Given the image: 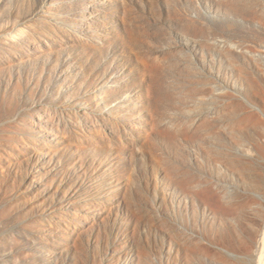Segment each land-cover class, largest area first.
I'll return each mask as SVG.
<instances>
[{
	"label": "rangeland",
	"instance_id": "rangeland-1",
	"mask_svg": "<svg viewBox=\"0 0 264 264\" xmlns=\"http://www.w3.org/2000/svg\"><path fill=\"white\" fill-rule=\"evenodd\" d=\"M0 264H264V0H0Z\"/></svg>",
	"mask_w": 264,
	"mask_h": 264
}]
</instances>
